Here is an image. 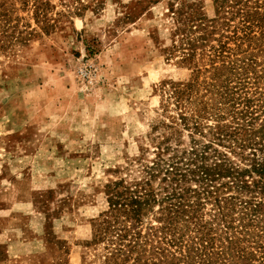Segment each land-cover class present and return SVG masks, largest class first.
<instances>
[{
	"label": "rangeland",
	"instance_id": "rangeland-1",
	"mask_svg": "<svg viewBox=\"0 0 264 264\" xmlns=\"http://www.w3.org/2000/svg\"><path fill=\"white\" fill-rule=\"evenodd\" d=\"M264 0H0V264H238L264 251Z\"/></svg>",
	"mask_w": 264,
	"mask_h": 264
},
{
	"label": "trees",
	"instance_id": "trees-1",
	"mask_svg": "<svg viewBox=\"0 0 264 264\" xmlns=\"http://www.w3.org/2000/svg\"><path fill=\"white\" fill-rule=\"evenodd\" d=\"M258 173L260 175V181H262L264 179V171H259ZM254 254L255 253H252L251 257L239 255L238 258H240V262L238 264H264V251L261 253L260 257Z\"/></svg>",
	"mask_w": 264,
	"mask_h": 264
}]
</instances>
